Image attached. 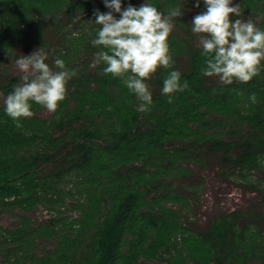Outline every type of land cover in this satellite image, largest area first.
<instances>
[{
  "label": "trees",
  "instance_id": "obj_1",
  "mask_svg": "<svg viewBox=\"0 0 264 264\" xmlns=\"http://www.w3.org/2000/svg\"><path fill=\"white\" fill-rule=\"evenodd\" d=\"M147 2L167 14L170 7H195L197 0ZM121 3L122 10L140 7L133 0ZM199 3L196 15L207 11L204 0ZM238 5L241 14L258 17L254 24L264 31V0ZM97 9L121 18L104 0H0L2 55L19 43L45 50L53 28L65 37L56 59L77 72L48 118L36 115L45 108L30 102L33 115L17 127L0 104V205L51 210L71 199L76 213L36 228L27 217L13 229L0 226V245L14 247L6 255L18 258L16 264H264L261 213L222 212L199 228L184 218L191 202L175 184L192 174L191 165L204 167L217 155L222 180L238 175L261 192L262 180L250 177L264 172V61L247 83L225 85L203 76L205 57L192 25L176 18L180 32L168 40L174 63L146 81L153 103L139 112L140 101L120 78L104 74L106 65L80 66L81 49L93 60L100 50L91 43L101 27L94 22ZM70 26L84 31L69 33ZM173 70L188 87L164 95L163 81ZM19 83L21 76H7L0 90L7 96ZM253 93L256 103L249 99ZM199 187L192 186L195 192ZM39 239L55 241V249L43 257L32 254Z\"/></svg>",
  "mask_w": 264,
  "mask_h": 264
},
{
  "label": "clouds",
  "instance_id": "obj_2",
  "mask_svg": "<svg viewBox=\"0 0 264 264\" xmlns=\"http://www.w3.org/2000/svg\"><path fill=\"white\" fill-rule=\"evenodd\" d=\"M107 8L121 14L116 19L112 11L95 10V23L101 27L91 43L100 50L94 54L92 68L100 64L104 74L120 78L124 86L140 101L137 111L146 112L153 103V96L146 81L161 67L168 69L174 63L170 54L169 36L174 30L175 19L184 12L179 6L170 7L167 14L147 2L139 8L128 6L122 10L121 0H104ZM207 11L194 17L191 31L198 37L205 57L201 74L217 77L222 84L231 85L234 80L251 81L259 74L264 61V31L251 19L230 20L241 16L240 5L233 0H204ZM195 7L199 8L197 0ZM79 19V17L77 18ZM43 47L29 56L21 55L16 67L23 75L21 83L14 87L5 101V111L20 126L21 118L33 115L32 103L43 106L48 112L57 111L67 94L69 80L77 75L69 70L64 60L56 59L54 67L46 63ZM181 83V73L170 71L163 81L162 94L169 95L187 88ZM249 99L257 102L253 93ZM171 98L169 103H171Z\"/></svg>",
  "mask_w": 264,
  "mask_h": 264
},
{
  "label": "rangeland",
  "instance_id": "obj_3",
  "mask_svg": "<svg viewBox=\"0 0 264 264\" xmlns=\"http://www.w3.org/2000/svg\"><path fill=\"white\" fill-rule=\"evenodd\" d=\"M137 5H143L146 0H133ZM239 4V0H233V5ZM184 14L181 16L183 20L192 23L195 15L196 8L193 4H189L182 11ZM114 14V12H112ZM234 22L237 19L247 21L251 19L253 23H257L259 18L255 15L241 14L240 17L232 14ZM69 33L80 34L84 31L83 28L70 26L66 29ZM172 32H180V29L174 27ZM196 42L199 44L198 37L193 34ZM65 37L61 34H57L55 29L49 28V35L47 42L49 47L43 50L47 53L48 59L46 63L49 66L54 67L53 61L58 57L57 51L59 47L64 46ZM43 42V40H41ZM45 42V41H44ZM40 47H37L39 49ZM36 50L26 49L21 43L17 44L12 52L2 55L0 53V84L6 81L7 76H22L23 73L16 67L15 61L21 56H29ZM81 56L79 58L80 66L90 65L93 59L90 58L87 51L81 49ZM92 69V67H91ZM94 70V69H92ZM6 95L0 90V104L4 105ZM53 113L48 112L46 109L36 114L43 118H48ZM220 158L217 155H212L210 161H207L206 166L191 165L190 169L192 174L188 177L178 179L175 181L176 189L178 192H184L189 196L191 206L187 208L183 213L184 218L190 221H194L195 225L199 228H206L211 219L216 217L222 212L234 211L236 209H244L251 213H261L263 218L257 223L260 224L262 231L264 232V172L261 169L252 173L250 180L253 182L261 179L260 185L261 192L255 193L247 187L248 183L240 181V177H232L229 180H222L218 175ZM243 183V184H242ZM194 184H200L199 189L195 192L192 186ZM71 203L73 200L67 199L63 206L56 209H48L44 205H39L36 208L30 210H24L22 208H6L4 209L0 205V226L13 229L20 225L22 218L27 217L32 220L34 228L48 224L49 221L57 216H69L76 217V213L72 211ZM0 240L3 241V234H0ZM56 247V242L49 239L37 240L31 248L32 254L43 257L49 252H52ZM8 248H14L12 245L5 246L0 245V264H16L18 258L12 256L8 258L6 251ZM148 264H162L159 261L147 262Z\"/></svg>",
  "mask_w": 264,
  "mask_h": 264
}]
</instances>
